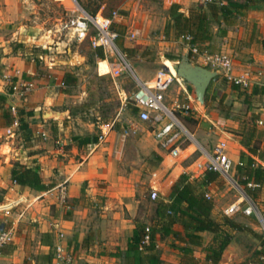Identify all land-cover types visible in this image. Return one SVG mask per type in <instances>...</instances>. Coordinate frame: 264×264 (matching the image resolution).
<instances>
[{
	"label": "rangeland",
	"instance_id": "rangeland-1",
	"mask_svg": "<svg viewBox=\"0 0 264 264\" xmlns=\"http://www.w3.org/2000/svg\"><path fill=\"white\" fill-rule=\"evenodd\" d=\"M174 3L179 4L181 12L189 14L193 8L205 2L204 0H0V86L3 88L0 91H14L15 83L19 85L20 90L11 103L7 101L5 104L6 109L11 112L12 106L16 107V114H12L19 120V126L7 124V119L0 112V153H5L7 156L0 155L3 175H6L5 178L7 177L8 180L11 164L15 165L23 160L37 167L43 179L50 185H64L67 192L69 186L74 183H78L80 188L79 198L69 197L67 194L68 198L65 202L60 199L59 188L57 192L51 193L44 214L46 219L42 220L41 224L33 220V210L21 220H16L18 208L11 209L9 213L6 209L1 210L0 228L1 225L9 228L14 222L15 238L5 247L11 249L13 255L10 259H2L0 255V264H52L50 255L54 250L57 235L60 231L65 232V228L61 230L56 227L55 220L61 217L82 216L84 208H91L94 221L101 219V212L104 210L101 205L107 204L108 197L100 194L95 197V194L90 192L92 187L89 180L84 182V161L87 165L97 154L98 149L94 150L92 145H79L76 137L86 135L99 137L106 130L108 144L113 139L116 146L118 140L121 142L119 144L123 151L118 156L114 150L112 159L117 160L122 170L128 174L134 168L142 171L138 186H135V196L140 199L137 212L132 216L130 211L125 209L122 216L131 217L148 227L158 222L156 203L166 196L160 189L157 190L159 196L156 199L151 197L154 189L150 185V177L151 172L161 165L163 159L157 154L156 149L159 147L151 127L138 119L130 97L137 90L139 80L151 81L160 70L177 75L175 68L186 44L182 37H176L173 29L170 9ZM76 6L92 15L101 13L109 16L113 11L118 10L120 17L114 25L120 32L118 45L127 54L132 70L126 69L121 75L112 76L106 61L100 60L93 53L95 48L89 38L80 40L70 29L65 28V23L71 16L78 13L74 11ZM247 17L248 15L239 17L235 24L238 22L243 24ZM215 26L217 23L212 22V29H215ZM132 31H138L136 38L132 37ZM205 47L208 48L204 50L211 53L222 51L216 43L211 46L206 44ZM10 56L16 61H23V67L16 62L4 63L3 58ZM198 63L213 68L205 65L203 61ZM67 73L75 77L73 84H64V76ZM16 77L19 80L14 83ZM216 81L217 77L211 83L210 89L217 85ZM183 84L187 92L180 90V86L174 82L165 92V102L175 108L177 116L195 135L192 145L184 152V155L190 156L183 161L174 162L190 165L200 155L199 151H195L196 146H200L195 129L199 124L203 125L208 121L205 115L213 109L222 110L221 114H230L234 112L231 108H235L236 105L234 102L222 103L209 98L206 99V105L202 106L196 99L193 86L186 81H183ZM247 90L248 88L240 90V95H245V102H248V98H262L258 95L252 97ZM184 102H190L193 116H184L175 106ZM47 110L61 114L43 116V112ZM247 117H243L244 123L248 121ZM21 119L28 123L29 128H20ZM9 128L11 132L8 131ZM204 129L209 130V126H205ZM58 140L64 142L60 144ZM4 142H6L5 146L1 147ZM211 145L213 147L216 144ZM59 148L63 149V152L56 151ZM10 154L14 156H9ZM32 154H36L34 159L32 157L24 159L26 155L29 157ZM105 156L108 157V154ZM17 157L20 158L19 161L16 160ZM31 161L33 162L30 163ZM257 162L263 165L262 162ZM172 168L170 167L169 170ZM203 180L189 181L195 189L201 188L202 194L206 196L208 193L211 196L206 197L214 202L213 217L221 220L224 208L240 196V191L221 175L210 187L202 186ZM240 183L243 185L241 181ZM244 189L264 212V189L258 198L249 191V188ZM1 193L2 191L0 196ZM113 198L116 200V197ZM8 202L0 205H6ZM232 216L246 226L243 231H233L234 238L230 243L234 255L233 264H259L255 254L261 247L258 235L264 238V230L260 222L255 216L248 218L241 213ZM129 224L130 222L126 221L122 222L121 226L128 227ZM48 225L51 231H42L44 227L48 228ZM175 227L183 230L180 223ZM204 233V245L195 247L197 251L205 250L214 238L212 232ZM65 235V239L79 259V264H88V262L84 263V242L88 243L86 246L93 248L89 247L88 253L94 254L102 248L105 241H111L110 249L113 252L125 247L127 241L124 235L105 240L87 236L84 242H80L78 237L70 236L67 232ZM162 242L164 245L160 251L163 253L164 247H169V252L179 261L176 245L182 242L174 237L162 238ZM194 255L195 264H201L199 253ZM117 261V264L125 263L123 257ZM161 264L178 263L165 260Z\"/></svg>",
	"mask_w": 264,
	"mask_h": 264
},
{
	"label": "crops",
	"instance_id": "crops-1",
	"mask_svg": "<svg viewBox=\"0 0 264 264\" xmlns=\"http://www.w3.org/2000/svg\"><path fill=\"white\" fill-rule=\"evenodd\" d=\"M247 15L248 17L243 24H241V22H238L237 24H234V26H232L230 29L227 27V32L224 36L220 35V25L217 23L215 29H212V33L214 35L212 40L207 42L206 44L207 46H211L216 43L222 48V51L229 53L234 61V73L236 75H242L251 79V86L248 87L247 90L248 92H250L249 95H251L252 97L258 95L262 98H248V102H245V95H240V90L243 87L233 85L227 80L223 82V79L225 78L222 74L218 76V79L216 81L217 85L214 86L213 89H209L210 99L216 100L217 102L223 100V103H227L229 101L234 102L236 107L231 108V111L234 110V112L230 114H221L222 110L213 109L208 115H205L208 121L204 122L203 125L199 124L197 129H195V133L197 134L199 138L198 140L200 142L199 147L211 149L213 148L211 144H217L221 140H226L228 142V152L236 163V168L234 169L233 174L238 179H240L238 163L241 161V153L242 151L249 153L247 148L242 144V141L244 139V136L246 135V132L248 131V128L250 126L253 127V125H251V123L249 122L253 115L256 117L254 120L255 135L252 137L251 142H256L259 145L257 155H255L254 157L257 161L262 162L264 165V93L262 92L264 89V8L261 5L254 6L247 11L245 16ZM166 61L170 62V60L168 59H166ZM3 62L6 64H13L14 62H16L19 66L22 67L24 64L23 61H16V59L12 56L4 57ZM16 80L19 79H17L16 77ZM254 87H259L260 92L253 94ZM2 93L7 92L3 91ZM16 95L17 93L14 92L7 93V101L11 103ZM244 105L246 107H243ZM44 113L45 111L43 112V116ZM243 114H246V116H244ZM243 117H247L248 121L244 123L242 121L244 120ZM260 121L262 123H260ZM207 125L209 126V130L204 129ZM107 140L108 138H106L105 142L101 144L97 142L88 144L92 145L94 147V150L98 149V151L87 165H85L84 161V182L86 180H89V182L91 183L90 186L92 188L90 192L95 194V197L96 195L98 196V194L108 197V199L106 200L107 204L105 206L101 205V207L104 208L103 212H101V219H96L94 221L90 212L91 208H84V215L82 216L75 215L72 218L61 217L60 219L55 220L57 221L56 227L61 230L65 228V232H67L70 236H76V238L78 237V240H80V242H84L87 236L96 237L97 239L101 238L104 240L116 239L121 237V235L127 237L125 247H121V249H118V251L115 252L110 249L111 241H105L102 248L99 251H96V253L94 254L88 253V248H93L92 246H86V243L84 242V263L88 262V264H117V260H120V257H123L121 255L118 256V253H120V251L126 250L128 240L133 235L134 229L137 227V225L142 224L131 219V217L127 218L122 216V213L125 209H127V211H130V215L132 216H135L137 212L138 206L140 204V199L136 198L135 196V186H138V183L142 177V171L136 168H134L130 174L123 171L118 161L112 159L114 150L116 151L118 156L123 151L122 146H120L119 144L121 142L118 140V146H116V144H114V139L111 140V143L109 144L107 143ZM5 144L6 142L2 143L1 147H4ZM159 149H156L157 154L161 156L163 161L157 169L151 172L150 185L154 188H157L158 190L161 189L165 196H169L172 190V186L176 183L180 176L182 174L187 175L189 165H184L181 162L174 163L167 156H165L164 152L161 149V151ZM56 151L63 152V149L59 148L56 149ZM106 154H108V157L105 156ZM0 155L7 157L5 153H0ZM9 156L14 155L10 154ZM35 156L36 154H32L29 157L28 155H26L24 159L31 157L34 159ZM16 160L19 161L20 158L17 157ZM1 161L2 160L0 159V165L2 166ZM32 162L33 161H31L30 163ZM19 163L29 165L26 161L23 160H21ZM1 166L0 191H2V195L0 196V203H4L7 201H9L8 203H14L22 199V202L14 207L19 209L17 214L18 217L16 220H21L22 217L24 218L28 212L33 210V220H37V222L41 224L42 220L46 219L44 214H46V205L49 200L50 194L53 192H57L59 184L53 185L46 191H38L28 186L15 184L11 179V171L14 165L11 164V168L8 171V180L7 177L5 178L6 175H3V167ZM170 167L173 168L169 170ZM206 175L207 174L195 178H189V176H187L189 180H202L205 179ZM44 181L47 184H50L46 180ZM214 182H210L208 184V187L213 185ZM202 186L205 187L207 185L202 184ZM200 189L201 188H198L196 189V191L200 193ZM67 194L69 197L79 198L80 188L78 183L71 184L69 186ZM113 197H116V200ZM33 198L35 200H33ZM231 203H229L228 205H230ZM3 207L4 205H0V209ZM118 207L122 210H120ZM22 211H24L23 215H21ZM126 221L130 222V224L128 225V227H126V225H123L122 227V222ZM49 223L51 224L52 222L50 221ZM175 229L183 232L180 227H175ZM124 230H126V232H124ZM42 231H51L50 226L48 228L44 227ZM167 237L173 236L170 235ZM57 241L58 237L56 239V242ZM64 242L67 243L70 249H72L67 242V239H65ZM95 245L97 247L99 246L98 244ZM163 245L164 242H162V237L158 235L157 248L159 249V251L160 248L163 247ZM45 247L49 248V246ZM12 253L13 252L4 253L0 251L2 259H10L11 255H13ZM194 253H199L198 256L201 257V264H212L206 259V250L200 249V251H197L194 247ZM160 255L162 261L166 260L167 262H177L178 264L182 263L183 254L179 249V261L175 260V255L169 252V247H164V252H161ZM233 256L234 255L231 250V244H229L228 248H226V250L224 251L219 264H233Z\"/></svg>",
	"mask_w": 264,
	"mask_h": 264
},
{
	"label": "trees",
	"instance_id": "trees-1",
	"mask_svg": "<svg viewBox=\"0 0 264 264\" xmlns=\"http://www.w3.org/2000/svg\"><path fill=\"white\" fill-rule=\"evenodd\" d=\"M257 5L264 8V0H228L227 4L220 5L216 2L203 3L193 8L189 14L179 10V4L174 3L170 9L171 20L176 37L191 35L193 42L198 43L201 48L206 49L205 45L213 38L212 22L220 25V35L224 36L227 32L226 27L236 23L239 17L246 15L247 11ZM93 53L100 59H105L102 48L94 49ZM168 58H172L169 57ZM225 78V77H224ZM218 79V77H217ZM75 77L67 73L64 76V84H73ZM226 80L223 79V82ZM16 78L14 79V83ZM237 87V86H235ZM234 87V88H235ZM210 89V87H209ZM209 89L207 100L210 98ZM13 90L7 93H12ZM260 92L259 87H254L253 94ZM264 93V89L262 91ZM7 93L0 92V112L7 119V124L14 122L15 116L5 107L7 103ZM220 102L223 103V100ZM137 112V109L133 107ZM255 116L249 120L252 126L248 128L242 144L247 148L249 153L242 151L241 162L238 165L240 181L246 184L248 181H254L260 184L255 189L249 188V191L255 194L256 198L260 197L264 188V166L260 165L255 159L259 145L252 143L251 139L255 135L254 120ZM20 128L27 129L29 125L24 119L20 120ZM79 145H88L98 141L95 135H86L76 137ZM219 177V173L210 172L205 176L203 185L214 182ZM11 179L15 184L28 186L38 191H46L53 185L47 184L37 167L16 163L11 171ZM214 202L208 199L201 192L198 193L193 184L189 181L186 174H182L176 183L172 186L169 196L160 198L156 203V214L158 222L150 228V242L144 243L146 236V224L137 225L133 235L129 238L125 251H120L118 256H123L125 264H161L160 251L157 248V236L162 238L172 235L182 244L176 245L182 252L181 264H195L194 247L203 246L205 239L203 233L210 231L214 234L211 243L206 247V259L212 264H219L223 253L234 238L233 231H243L246 226L237 221L235 217L223 215L221 220L213 217ZM180 223L183 232L175 229V225ZM260 248L255 254L259 264H264V238L260 235ZM88 243H86L87 245ZM8 245V244H7ZM5 245V246H7ZM1 249L4 253H10L11 249ZM51 263L53 252L50 255Z\"/></svg>",
	"mask_w": 264,
	"mask_h": 264
},
{
	"label": "built area",
	"instance_id": "built-area-1",
	"mask_svg": "<svg viewBox=\"0 0 264 264\" xmlns=\"http://www.w3.org/2000/svg\"><path fill=\"white\" fill-rule=\"evenodd\" d=\"M205 3L216 2L220 5L227 4L228 0H204ZM75 12L71 18L65 23L68 28L80 40L89 38L91 45L96 49L102 48L105 59L110 67L109 72L112 76L121 75L124 70H132V65L128 60L127 54L122 51L118 45L120 32L115 28V21L120 17L118 10L113 11L109 16L101 13L92 15L76 6ZM138 31H132L131 35L136 38ZM186 46L196 61L202 62L215 69H221L227 81L233 85L243 88L251 86V79L234 73V61L229 53L208 52L203 50L198 43L193 42L191 35L182 36ZM183 79L173 73L160 70L151 81L139 80L137 90L131 95V104L137 109L138 119L147 123L151 127L154 139L159 148L164 152L165 156L173 162L183 161L190 155H184L187 148L192 145L195 135L191 132L186 124L177 116L174 107L169 106L165 102V92L176 82L180 86V90L187 92V88L183 84ZM14 93L19 94V85L14 84ZM23 94V93H22ZM191 98V96H189ZM179 108L184 116L192 115V106L190 102L178 103ZM12 113L16 114V107L12 106ZM260 123H262L260 121ZM14 126H19V120L15 119ZM11 132V128L8 129ZM107 131L98 137L97 143L105 142ZM58 143H63L58 140ZM195 151H199L200 155L194 159L189 165L187 175L189 178L203 176L210 172H217L219 175L227 179L233 187L240 191V196L224 209V214L231 216L241 213L244 216H255L260 222L264 230V212L259 208L256 201L245 191L244 188L255 189L260 184L254 181H248L241 184L240 180L233 174L236 163L228 152V142L226 140L219 141L211 149H205L196 146ZM194 151V152H195ZM243 164L241 161L238 165ZM60 189V199L65 202L68 198L67 189L64 185L58 186ZM151 197L156 199L159 196L157 188L153 187ZM206 196H211L206 193ZM22 202L20 199L14 203H8L3 208L7 213ZM27 208V207H26ZM26 210V209H25ZM24 211L21 212L23 215ZM146 236L144 243L150 242V228H146ZM65 232L60 231L58 234V242L54 245L52 264H78L76 254L70 249L65 240ZM15 223L9 228L0 229V251L1 249L14 241Z\"/></svg>",
	"mask_w": 264,
	"mask_h": 264
},
{
	"label": "water",
	"instance_id": "water-1",
	"mask_svg": "<svg viewBox=\"0 0 264 264\" xmlns=\"http://www.w3.org/2000/svg\"><path fill=\"white\" fill-rule=\"evenodd\" d=\"M175 69L178 77L193 86L196 99L202 106L206 105L207 92L212 81L216 77L223 74L221 69H213L199 64L195 59H193L187 46L183 49ZM58 114L61 113L53 110H47L45 111L44 116H56ZM3 227L4 225H1V229H3Z\"/></svg>",
	"mask_w": 264,
	"mask_h": 264
},
{
	"label": "bare ground",
	"instance_id": "bare-ground-1",
	"mask_svg": "<svg viewBox=\"0 0 264 264\" xmlns=\"http://www.w3.org/2000/svg\"><path fill=\"white\" fill-rule=\"evenodd\" d=\"M104 61H106V60H104ZM106 63H107V61H106ZM108 64V63H107ZM108 67H109V65H108ZM109 69H110V67H109Z\"/></svg>",
	"mask_w": 264,
	"mask_h": 264
}]
</instances>
